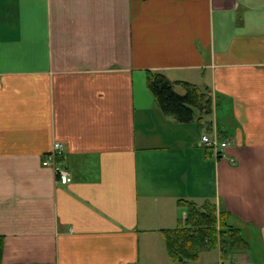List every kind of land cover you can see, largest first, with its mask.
I'll return each instance as SVG.
<instances>
[{"label":"crops","instance_id":"1","mask_svg":"<svg viewBox=\"0 0 264 264\" xmlns=\"http://www.w3.org/2000/svg\"><path fill=\"white\" fill-rule=\"evenodd\" d=\"M148 71L210 109L160 114ZM57 141L66 183L42 164ZM179 199L214 202L264 264V0H0V264H238L170 258Z\"/></svg>","mask_w":264,"mask_h":264},{"label":"trees","instance_id":"2","mask_svg":"<svg viewBox=\"0 0 264 264\" xmlns=\"http://www.w3.org/2000/svg\"><path fill=\"white\" fill-rule=\"evenodd\" d=\"M176 84L182 87L183 93L175 91ZM147 86L161 111L172 115L178 122L191 121L195 108L210 109L207 88L189 82H174L156 71L147 72ZM178 204L185 207V218L175 228L162 231L167 252L173 260L194 261L201 251L212 248H219L221 257H227L237 249L248 247L240 229L228 222L227 212L217 211L214 202L207 200L197 205L193 201L179 199ZM2 249L0 237V259Z\"/></svg>","mask_w":264,"mask_h":264},{"label":"built area","instance_id":"3","mask_svg":"<svg viewBox=\"0 0 264 264\" xmlns=\"http://www.w3.org/2000/svg\"><path fill=\"white\" fill-rule=\"evenodd\" d=\"M201 141L203 144L215 151V154H218L226 145L227 141H221L217 134L214 132L213 134H202ZM53 154L46 155L42 161L44 166H50L53 168L57 179L62 182L66 183L70 180V172L67 168L59 167L57 165V155L62 152V144L60 142H54L53 144ZM238 264H246L244 262H240Z\"/></svg>","mask_w":264,"mask_h":264},{"label":"rangeland","instance_id":"4","mask_svg":"<svg viewBox=\"0 0 264 264\" xmlns=\"http://www.w3.org/2000/svg\"><path fill=\"white\" fill-rule=\"evenodd\" d=\"M148 88V87H147ZM174 89H175V91L176 92H178V93H183V89L180 87V86H174ZM148 90V92H150V94H151V97L153 98V102L154 103H156L155 102V99H154V96H153V94L151 93V91L149 90V89H147ZM156 105H157V103H156ZM158 106V105H157ZM153 106L151 105L150 106V108H152ZM159 110V112H160V114H163V115H165L164 113H162V111L160 110V109H158ZM195 112H197V110L195 111ZM155 116V115H154ZM160 117H158V119H159ZM244 250L245 249H237L236 251H234L232 254H234V253H236V254H239L240 256H239V258H237V259H239V260H235V263H240V262H243V261H240V260H244L245 258H243V256H244Z\"/></svg>","mask_w":264,"mask_h":264}]
</instances>
